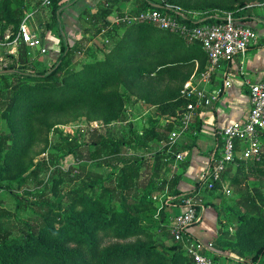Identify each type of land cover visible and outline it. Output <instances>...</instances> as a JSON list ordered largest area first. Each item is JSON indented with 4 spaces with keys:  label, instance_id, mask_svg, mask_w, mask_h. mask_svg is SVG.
I'll use <instances>...</instances> for the list:
<instances>
[{
    "label": "trees",
    "instance_id": "1",
    "mask_svg": "<svg viewBox=\"0 0 264 264\" xmlns=\"http://www.w3.org/2000/svg\"><path fill=\"white\" fill-rule=\"evenodd\" d=\"M64 1H53L51 10L53 24L59 26L63 44L56 63L49 70L38 69L37 58L31 55L33 51L24 42L19 43L18 54H2L17 61L4 69L7 72H0L4 93L7 94L0 103L1 120L6 124V128L0 131V181L3 176L15 179L21 175H15L14 169L21 165L35 133L34 123L31 121L23 128L19 127L25 114L32 115L41 109V127L45 126L48 132L54 125L49 123V117L54 111L83 101L94 111L96 117L101 115L109 123L122 116L124 95L136 96V99L156 106L158 113L167 120L164 129L170 135L182 119L183 114L180 112L191 101L182 94L181 89L187 78L177 88L165 89L155 95L150 80L156 78H152L151 74L163 76L171 70L167 65L174 60L170 48L172 41L178 48L189 45L196 49V56L200 59L199 72L204 71L209 63L208 55L200 42L188 41L148 22L135 21L131 27H127L105 58L88 62L78 71L69 69L78 47L69 45L61 14L66 6L78 0L68 3ZM170 1L169 4L139 0L129 14L156 8L164 13L183 17L182 20L190 25L218 23L227 12L233 13L240 20H251V16L244 17L243 13L236 15L230 5H221L220 0H210L213 2L205 4L215 6L212 8L189 10L180 1ZM13 3L12 0L0 3V22L4 23V28L9 24H20L23 20L26 3L19 0L20 10H13ZM104 3L108 4L110 0H104ZM137 8L139 10L135 11ZM105 10L96 13L84 11L90 19V26L84 28L85 36H90L94 27L99 34L109 25L107 19L112 8ZM177 11L183 15H179ZM126 15L128 14H124ZM195 16H199L200 21L193 23ZM150 56L156 57L155 60L150 61ZM12 69L13 71H9ZM112 85L117 87L113 88ZM161 131L160 126H151L142 134H132L129 141L123 137H106L101 133H97L91 143L80 142L70 135L66 137L68 150L58 155V160L65 161L76 148L81 153H87L92 160L100 159L98 164L111 165L118 168V171L109 173L107 177L96 175L90 182L80 181L76 189L66 194L68 207H64L61 202L49 200L44 191H39L37 194L41 203L48 204V218L42 224L23 220L19 214L13 220L9 213L0 209V264H195L187 251V244L197 238L191 233L185 234L182 241L175 240L170 207L162 206L156 215L150 213V208L156 204L153 199L155 193L163 192L167 197H177L174 203L182 202L189 195H183L178 188L181 175H162L170 156L175 157L182 150L176 144L171 145L168 138V147L155 149L149 157L120 156L123 147L136 143L137 139L140 146L146 148H152L151 142H164ZM24 138L27 139L26 142ZM90 145L94 149L91 150ZM110 156L114 158H109ZM263 163L264 138L261 160L237 159L222 173V182H216L212 189L204 190L210 193L225 192L223 188L228 183L227 187L238 196L234 205L227 206L233 213L236 232L231 233L229 228L220 227L218 235L210 244L213 248L202 250L216 263H219L221 251L236 250L238 254H243L242 264H264V246L259 248L264 243L260 241L262 238H258L264 235ZM49 168L50 161L48 158L43 159L27 177L18 179L19 183L25 182L29 177L36 179L42 170ZM54 172L69 175L72 168L67 166V171L63 172L56 167ZM252 182H257L258 185H252ZM201 184L202 180L196 184L197 191ZM10 192L13 193V190ZM26 193L30 192L27 190ZM13 194L21 206L23 197L18 193ZM209 204L201 199L198 209ZM211 206L218 211L220 220V207L216 204ZM13 233L17 236L12 237ZM171 239L175 241L168 244Z\"/></svg>",
    "mask_w": 264,
    "mask_h": 264
},
{
    "label": "rangeland",
    "instance_id": "2",
    "mask_svg": "<svg viewBox=\"0 0 264 264\" xmlns=\"http://www.w3.org/2000/svg\"><path fill=\"white\" fill-rule=\"evenodd\" d=\"M11 1V0H10ZM14 1L12 9L20 10L18 6L19 0ZM55 0H50V3L47 0H24L26 3V8L24 11V17L22 22L28 17L30 14L39 12L38 17L36 19H32V15L28 17V23L31 25V30L36 32V34L41 39V49H46V52L33 51L32 56L37 58V66L38 69L43 71L49 70L57 61L61 51V45L63 44L62 38L60 36V28L57 24H53V17L51 14L52 6ZM71 0H65L64 3H68ZM136 1L139 0H110V3H104V0H101L95 7L96 12H99L104 9L111 10L112 12L108 16L109 25L105 26V28L101 31V33L97 34L95 32V27L89 34L85 36L84 28L90 26V19L88 13H84V11L89 10L91 12V8L84 9L78 19L75 14L73 15L70 11L65 13L64 15V29L66 31L67 40L70 46L77 45V51L73 56L72 63L69 69L74 71H78L84 68V65L88 62L96 61L105 58L106 54L113 49L121 36L126 32L127 27H131L135 21L129 20H119L124 18V14L132 13V8L136 4ZM155 3H160V1L166 2L170 4V0H152ZM184 3L188 10L189 9H207L215 6H208L210 0H176ZM5 3V0H0V3ZM221 5L231 6L234 9L233 12L238 14H242L244 17L251 16V20L254 22L247 23L249 26L254 28L261 38H264V0H220ZM223 6V7H227ZM41 10L43 12H47L41 17ZM105 10V11H106ZM139 9H135L138 11ZM95 12V13H96ZM124 16V17H121ZM253 17V18H252ZM32 20V21H31ZM72 23L76 22L78 24V33L76 28L71 27ZM80 21V25H79ZM9 24L3 27L4 23L0 22V35L5 36L6 34L11 35V40L14 39L19 31L20 25L22 24ZM116 26L117 28H113ZM31 27V26H30ZM81 27V28H80ZM4 28V29H3ZM96 33V34H95ZM259 38V37H258ZM18 45H14L12 47H0V70H4L8 68V66L15 62L16 59L6 58L2 54L4 52L7 53H15L18 54ZM17 61V60H16ZM19 66V64H16ZM157 85L161 87V85L166 86V83H159ZM157 86V89H158ZM173 87L174 85H170ZM177 87V85H175ZM113 88L117 87L116 85H112ZM112 87L110 89H112ZM123 87V86H122ZM152 89H155V86H152ZM182 89V88H181ZM5 87L3 81L0 79V103L2 99L7 97V94L4 93ZM123 90V89H121ZM158 91V90H157ZM124 107L122 116L118 119H112L109 123L99 115V118L96 117L94 111L90 110L89 105L81 101L79 104L76 102L72 106H67L61 110L54 111L49 117V123H54L53 127L47 132L46 127H41V109L36 110L32 115L25 114L23 119V123L19 125L20 128L28 125V121L34 123L35 133H33V138H31V142L29 144L28 149L26 150L25 158L23 159L21 165L14 169L15 175L21 174L14 178H8L3 176L0 181V209L2 212L9 213L12 219H16L17 214L20 215L21 219L43 223L48 218V204L44 202L41 203L39 200V195L37 194L39 191H44L49 200L53 202H61L64 207H68L69 202L66 201V194L71 192L72 190L78 187V183L80 181H88L90 182L96 175H103L107 177L109 173H116L118 168L112 167L111 165H100L98 162L100 159H90L88 158L87 153H81L79 149H73L72 155L66 157L65 161L58 160V155L62 154L66 150H68V145L66 141V137L69 135L74 139H78L80 142L91 143L97 136V133H101L106 137L111 138H121L123 137L126 141H129L132 137V134L140 133L145 129H149L151 126L147 128L146 125L151 124V122H157V118H153V115L141 114L145 106L141 104L137 106L139 102L135 96H125L123 97ZM141 107V108H140ZM150 107V106H149ZM58 109V108H56ZM96 111V110H95ZM157 111L156 108L151 109V113ZM1 113V110H0ZM143 116V117H141ZM151 118L149 121H144V118ZM16 119V118H15ZM163 124H159L163 131H161L164 142L159 143L161 149L168 147L166 146V142L168 141V132L165 131L164 126L167 121L161 120ZM20 122V121H19ZM16 126V122H15ZM6 128L5 121L1 120L0 114V131H3ZM25 133V132H20ZM18 134V133H17ZM23 137L25 136L22 135ZM27 139L24 138V142ZM157 143L156 145L159 146ZM179 144V143H178ZM176 143V145H178ZM179 146V145H178ZM90 149H94L93 145H90ZM155 149L154 148H146L144 146H140L139 140H136V143L129 145L127 144L122 149V156H141L144 155L146 157L151 156ZM173 155V154H171ZM48 158L50 161L49 169L42 170L39 176L34 179L33 177H29L25 180V182L19 183L20 178L27 177L30 172L34 169L36 164ZM109 158H114L110 156ZM108 158V159H109ZM177 158V157H176ZM174 156H170L167 161L165 172L162 173L164 177H170L174 174H177L179 167L177 164H180L182 158L176 161ZM67 166L72 168V172L69 175L66 174H57L54 172L56 167L61 168L62 171H67ZM181 166V165H180ZM264 166V163H263ZM258 185L257 182H252V185ZM228 183L225 184L227 187ZM195 187V186H194ZM230 188V187H227ZM231 189V188H230ZM13 190V193H18L23 197V203L21 206L18 205V200L10 191ZM30 193H26V191ZM191 191V190H190ZM188 191V192H190ZM203 195V196H202ZM201 199L204 202H209V205L216 204L220 207V220L218 219V211L216 210V217L218 224L212 215V222L217 224V233L213 237L216 238L218 235L219 229L221 228H229L231 233L236 232V228L233 225V213L231 210L227 208V206L234 205L237 195H235L231 189V193L215 191L214 193H210L207 191H202ZM154 201H156L155 207L150 208V213L158 214L162 206H169L171 209L170 214L174 216V213L179 212L178 209H175L170 204L174 203V198L169 196L167 197L163 192H158L153 195ZM81 207V206H80ZM206 219H204V222ZM202 222H198L197 226H200ZM197 229V228H195ZM13 236H17L16 233L11 234ZM260 241L264 243V235ZM212 239V240H213ZM176 240V239H175ZM174 239L168 241V244H172ZM177 241V240H176ZM212 242V241H211ZM208 243L209 249L213 248ZM241 242V240L239 241ZM108 244V242H105ZM264 246V244L259 245V248ZM236 248L238 246H235ZM262 258H264V247L262 248ZM213 253V251L211 252ZM218 257L219 263L217 264H242L244 261L243 254H238L235 250H223L220 252Z\"/></svg>",
    "mask_w": 264,
    "mask_h": 264
},
{
    "label": "built area",
    "instance_id": "3",
    "mask_svg": "<svg viewBox=\"0 0 264 264\" xmlns=\"http://www.w3.org/2000/svg\"><path fill=\"white\" fill-rule=\"evenodd\" d=\"M50 3V0H47ZM179 15H183L177 11ZM30 14L28 17H30ZM28 17L20 25L19 31L14 39L11 35H0V47H12L24 42L32 51L41 49V39L32 31L28 23ZM183 18V17H182ZM176 14H167L153 8L136 14H128L119 20L144 21L155 25L161 29L169 30L180 35L188 41H198L209 58L206 69L199 73L197 81L189 79L182 88V94L191 99L182 113V119L178 127L169 135L171 145L177 143L178 139L186 133L193 123L196 112L209 102L205 88L200 86L202 83L210 81L215 69L223 62H232L239 56H245L252 43L257 40L258 34L254 28L245 21L238 19L233 13H224L220 22L209 25H190L189 22L182 20ZM200 21L193 20V23ZM231 85L230 80H225V86ZM250 87V110L248 116L239 121H235L222 128L219 132L221 143L217 146V151L210 159L209 167L205 172L200 190L194 194L190 192L182 202L175 203L179 212L174 217L172 233L176 240H184L185 234H191L190 228L197 224L202 218V210L198 209L201 201V192L206 188L212 189L216 182H222V173L230 164L237 159L257 161L262 158L263 138H264V81L251 83ZM177 158H182V154H177ZM224 191L230 190L224 186ZM201 191V192H200ZM177 197H174V199ZM211 246V245H210ZM209 249L208 245L200 240H194L187 244V251L193 257L195 264H217L215 260L202 252Z\"/></svg>",
    "mask_w": 264,
    "mask_h": 264
},
{
    "label": "crops",
    "instance_id": "4",
    "mask_svg": "<svg viewBox=\"0 0 264 264\" xmlns=\"http://www.w3.org/2000/svg\"><path fill=\"white\" fill-rule=\"evenodd\" d=\"M100 1L101 0H78L76 3L66 6L61 14L63 26V17L66 12L68 13L70 11L79 19L84 9L91 8V12L95 13V7ZM46 13L47 12L41 10V17ZM38 14V11L32 13L31 18L36 19ZM195 19H199V16H195ZM245 22L250 23L254 21L250 20ZM30 26V28H32V24ZM71 27L76 28L75 30H77V33L78 30H80L78 29V24H76V22L72 23V20ZM258 37L259 38L252 43L245 56H239L232 62L221 63L213 72L210 81L200 85L205 88L207 97H209V102L197 111L191 127L177 141L182 151L176 153L175 158L177 154H182L183 156L180 164H177V167L180 168L177 175H181L178 188L182 193H187L190 190L192 191L196 187V184L203 179L209 167L210 159L212 155L216 153L218 144L221 143L219 137L220 130L248 116L250 110V87L247 85V81L251 83L264 81V38ZM170 46L172 49V58H174V60H172L167 67L169 66L171 70L163 76L156 75L155 73L151 74L152 78H156L150 80L151 85L155 86L153 90L155 95L159 92L161 93L165 89L177 88L182 84L185 78L187 79L183 82V85L189 79H195L197 81L199 77L200 59L196 56V49L190 48L189 45L178 48L173 41ZM155 58L156 57L150 56V61H154ZM225 80L231 81L229 87L225 86ZM158 81H160L159 83L161 84L165 82L166 86L161 85V87H159L157 85ZM170 85L174 86L171 87ZM175 85H177V87ZM141 104L145 106L144 108H147L145 112L141 110V114H152L153 118L155 117L158 120L157 122H151V124L146 125L147 128L149 126H160L159 124H163L161 120L167 121L158 111H154L153 113L150 112L151 109L156 106L148 104L144 100H139L137 106H141ZM149 120H151L150 117L144 118L146 122ZM143 131H140V133L142 134ZM150 146L156 150L161 149L160 144L157 146L155 142H151ZM176 161H178L177 158ZM171 197L174 198L175 196ZM174 204L175 203H171L170 205L178 209ZM201 210L202 218L199 222H202V224L200 226L193 225L190 228V232L197 240L209 245L208 243L212 241L217 233L216 228L218 221L216 210L211 205H203ZM177 213L178 212L174 213L173 222ZM211 214H215L213 220H215L217 224L211 221ZM204 219H206V222H204Z\"/></svg>",
    "mask_w": 264,
    "mask_h": 264
},
{
    "label": "water",
    "instance_id": "5",
    "mask_svg": "<svg viewBox=\"0 0 264 264\" xmlns=\"http://www.w3.org/2000/svg\"><path fill=\"white\" fill-rule=\"evenodd\" d=\"M8 70H0V72H7ZM9 71H13V69L12 70H9ZM184 112V110H182L180 113H183Z\"/></svg>",
    "mask_w": 264,
    "mask_h": 264
}]
</instances>
